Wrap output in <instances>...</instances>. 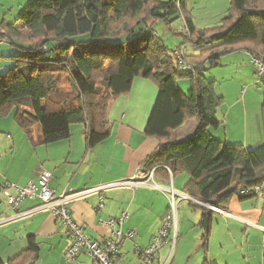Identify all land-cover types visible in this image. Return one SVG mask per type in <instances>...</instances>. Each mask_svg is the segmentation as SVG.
Segmentation results:
<instances>
[{"label":"trees","instance_id":"1","mask_svg":"<svg viewBox=\"0 0 264 264\" xmlns=\"http://www.w3.org/2000/svg\"><path fill=\"white\" fill-rule=\"evenodd\" d=\"M27 1L20 17L3 23L0 33V43L13 50L0 61L15 65L0 75V115L13 114L31 140L40 125L42 145L68 140L72 126L83 125L86 146L92 149L109 137L111 100L129 92L136 77L152 80L159 94L146 135L158 147L141 168L155 170V177L165 180L188 176L184 193L201 203L190 202L203 213L200 226L207 248L215 212L205 206L227 211L241 190L264 185V145L249 151L212 135L222 125L224 98L204 73L240 50L264 60V0H231L225 26L210 38L209 32L197 33L186 0H180L192 36L189 44L200 50L188 57L190 70L178 67L174 50L155 30L160 22L172 25L180 19L179 0ZM179 79L190 82L188 94L179 89ZM189 118L197 119L194 136L180 143L177 131ZM38 251L30 237L27 250L7 264H26Z\"/></svg>","mask_w":264,"mask_h":264},{"label":"crops","instance_id":"2","mask_svg":"<svg viewBox=\"0 0 264 264\" xmlns=\"http://www.w3.org/2000/svg\"><path fill=\"white\" fill-rule=\"evenodd\" d=\"M14 2L15 0H0V8L5 10L10 7L11 13L15 8ZM186 2L188 8V0ZM189 14L192 18L191 12ZM3 23L6 24V21L0 24V33L3 32ZM7 47L9 56L13 50L10 46ZM198 55L199 49L196 48L195 56ZM11 66L10 62H5L0 71ZM158 94L159 89L155 82L141 76L136 77L129 92L111 100L107 111L109 137L92 149L86 146L83 125L72 126L71 138L68 140L42 145V128H38V125L33 129L31 140L17 125L13 114L6 117L0 115L3 120L12 117L18 127V130L10 128L6 122L0 121V131L10 132L0 133V189L6 184L26 187L31 182H37L44 172L51 174L50 185L57 195L133 178L142 170V163L158 147V142L146 135L147 123ZM218 95L225 97L222 93ZM236 103H240V100ZM231 110L232 108L228 110L223 120L221 119L223 132L220 128L211 131L212 135L224 143L242 145L248 150L264 145L262 116L252 117L249 110L232 114ZM250 120L255 130V138L249 137L247 133ZM234 122L238 124L236 132L230 130ZM189 124L190 127L186 131L178 133L180 139L194 132L197 119H187L178 131L185 129ZM237 130H241V136L237 134ZM186 176L171 180L155 177L154 183L161 189L149 186L135 190L130 188L108 190L102 195L104 197L102 209H99V195L78 200L72 205L73 217L85 227L92 240L103 242L110 237V231L104 223L109 219H118L127 212L128 219L124 222L122 231L124 233L135 231L138 238L124 243L116 264H139L140 259L133 253L134 246L149 247L168 216L169 197L162 189L173 187L176 192L179 183L180 192L185 195L184 187L189 181V178L183 180ZM250 197H244L242 200L234 196L226 213H215L207 248L202 241L201 210L199 226H182L184 256L190 258V254L196 248L198 251L204 250L203 264H264V198ZM39 205V202L26 201L17 211L0 207V220L13 218ZM30 237H34L39 251L28 258L26 264H91V260L86 256H80L74 263L65 260L64 255L70 241L63 226L45 210L0 225V262L7 264L9 260L26 251ZM164 250L167 251V256L166 254L163 256ZM169 253V246L162 248L153 264L157 261L158 264H164L166 258H169ZM214 253L220 257L217 255L214 257Z\"/></svg>","mask_w":264,"mask_h":264},{"label":"built area","instance_id":"3","mask_svg":"<svg viewBox=\"0 0 264 264\" xmlns=\"http://www.w3.org/2000/svg\"><path fill=\"white\" fill-rule=\"evenodd\" d=\"M179 2L180 0L178 1L177 7L182 21V25L179 26V31L186 37V40L174 50L173 56L181 70H190L191 63L188 60L186 51L192 36L187 27L185 17H181L183 13L180 10ZM251 58L254 66L257 68L258 78L263 81L264 60L252 56ZM154 179L155 170H152L150 173L140 170L136 176L126 181L114 182L82 191H69L62 195H57L50 185L52 180L51 174L44 172L37 182H31L26 187H19L13 184L2 186L0 189V207H7L17 211L21 204L26 201L39 202L40 205L25 213H19L13 218L0 220V225L16 218L30 216L40 210L48 211L63 226L65 234L70 241V245L64 255L67 262L74 263L80 256H86L91 260V264H116V260L121 254L124 243L127 241H135L138 238L135 231L125 233L122 231V226L128 219V213L125 212L120 218L109 219L105 222V227L110 231V237L103 242H96L88 236L85 227L74 219L72 205L78 200L92 195H99V209H102L104 203V197L102 195L108 190L116 188H130L135 190L140 187L149 186L157 189L160 188L154 183ZM162 191L169 194L168 216L162 227L153 237L149 247L140 248L138 245L134 246L133 253L140 259L139 264H153L160 255L162 248L170 246L171 253L168 260L164 263L168 264L178 241L177 215L179 195L175 193L173 187L162 189ZM260 194H264V185L243 189L238 193V197L260 196ZM195 202L201 204L197 201ZM205 207L215 213H226L224 210L211 206Z\"/></svg>","mask_w":264,"mask_h":264},{"label":"rangeland","instance_id":"4","mask_svg":"<svg viewBox=\"0 0 264 264\" xmlns=\"http://www.w3.org/2000/svg\"><path fill=\"white\" fill-rule=\"evenodd\" d=\"M164 2H168L169 0H163ZM11 2V1H10ZM15 8L10 13L9 9H1L0 8V24L2 21H6V24L14 23L21 15L22 11L28 5L29 2L27 0H15L14 2ZM231 8V0H188V8L187 10L192 14V20L194 26L196 28L197 33L209 32L207 35L210 38L213 35L219 34L222 27L225 26V21L228 16V11ZM184 17V14L181 17ZM191 17V16H190ZM182 25L181 19L176 20L172 25H167L166 23L160 22L155 25V30L158 33L159 37L165 42V45L169 49H176L183 44L182 41L185 42V39L179 34V26ZM182 30V29H180ZM183 31V30H182ZM190 43V42H189ZM186 51V55L189 57L195 56L196 54V44H189ZM8 43H4L0 45V56H7ZM200 51V50H199ZM50 53H48L49 57ZM247 56V57H246ZM174 57V56H173ZM245 58V59H244ZM258 58V57H256ZM261 59V58H259ZM263 60V59H262ZM5 62L8 61H0V67L4 66ZM12 64V63H11ZM15 65L12 64V68ZM10 67V68H11ZM174 70H178L177 66L173 65ZM9 70V68L0 71V75H3ZM206 78L209 81H214L216 85V91L218 94H224V103L219 112V118L223 120L225 114L228 112L230 108H232V114L234 112L240 113L245 110H249L250 116H262L263 120V107H264V81L258 78L257 68L254 66L252 62V58L250 54L246 50H240L233 52L231 54H227L221 58L220 66L210 69L204 73ZM179 89L188 94L190 89V82L186 79L178 80ZM240 100V103H236ZM260 117L259 122H260ZM1 122H6L5 124L10 128H15L18 130V127L15 125L13 118L10 117L6 120L0 118ZM264 123V121H263ZM237 123L234 122L231 126V131L236 132ZM38 128H42L40 125ZM190 127V124L186 126V128L181 129L177 132V134L182 131H186ZM223 132L222 126L220 127ZM219 128V129H220ZM215 130L212 129V132ZM0 133H10L7 131H0ZM247 133L249 137L255 138V130L253 124L250 120L249 129H247ZM246 133V134H247ZM237 134L241 136V130H237ZM245 136V134H243ZM238 145V144H237ZM262 146V145H261ZM261 146H255L251 148L249 151H253L258 149ZM253 147V146H252ZM188 177H183V180ZM177 192V193H176ZM176 194L182 196L179 197L178 204V215H177V226H178V241L176 247L172 253L171 258L168 261V264H203V255L204 250L199 249L192 251L190 254V258L186 255L184 256V243H182V238H184V232L182 226H199L200 220V209L194 207L190 202L195 201L191 199L186 194L180 192L179 183L176 186ZM169 197V194H167ZM264 194H260L259 199H263ZM193 228V227H192ZM192 240V235L189 237V241ZM196 247V246H195ZM170 248V246H169ZM254 252V249L252 253ZM171 253V250H170ZM169 253V255H170ZM217 253V251H216ZM214 253L218 257V254ZM167 251L164 250L163 256ZM168 255V257H169ZM213 257V255H212ZM168 258H166L167 261ZM165 263V261H164ZM158 264V261L155 263Z\"/></svg>","mask_w":264,"mask_h":264},{"label":"water","instance_id":"5","mask_svg":"<svg viewBox=\"0 0 264 264\" xmlns=\"http://www.w3.org/2000/svg\"><path fill=\"white\" fill-rule=\"evenodd\" d=\"M193 136H194V132L193 133H190L186 138L182 139L180 141V143H185V142L191 140L193 138ZM35 260H37V256L35 257Z\"/></svg>","mask_w":264,"mask_h":264}]
</instances>
